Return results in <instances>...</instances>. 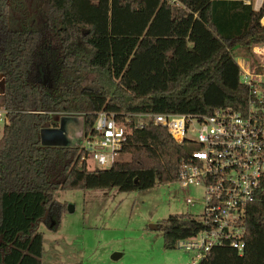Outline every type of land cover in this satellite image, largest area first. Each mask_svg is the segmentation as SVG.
<instances>
[{
  "label": "trees",
  "instance_id": "trees-1",
  "mask_svg": "<svg viewBox=\"0 0 264 264\" xmlns=\"http://www.w3.org/2000/svg\"><path fill=\"white\" fill-rule=\"evenodd\" d=\"M243 0H0V264H42L41 221L65 205L57 190L147 189L177 181L195 146L151 123L134 127L110 168H86L82 146L41 140L57 115L82 113L84 137L96 113L244 112L248 87L236 58L264 40ZM126 156L121 158V156ZM242 254L216 246L198 264H264V211L249 205ZM165 248L201 229L190 215L158 222Z\"/></svg>",
  "mask_w": 264,
  "mask_h": 264
},
{
  "label": "built area",
  "instance_id": "built-area-1",
  "mask_svg": "<svg viewBox=\"0 0 264 264\" xmlns=\"http://www.w3.org/2000/svg\"><path fill=\"white\" fill-rule=\"evenodd\" d=\"M260 11L264 25V0H243ZM240 80L248 87L244 112L218 107L211 113L134 112L96 113L93 134L85 136L80 163L89 170L110 168L127 141L129 123L163 127L178 144L195 146L181 160V187L202 188V209L190 215L201 223L194 235L180 238L175 246L194 253L198 264L216 246H229L242 254L246 246L249 205L264 211V40L251 44L248 54L236 58ZM0 120L7 122L0 106ZM191 206L192 197L186 198Z\"/></svg>",
  "mask_w": 264,
  "mask_h": 264
},
{
  "label": "rangeland",
  "instance_id": "rangeland-1",
  "mask_svg": "<svg viewBox=\"0 0 264 264\" xmlns=\"http://www.w3.org/2000/svg\"><path fill=\"white\" fill-rule=\"evenodd\" d=\"M1 79V77H0ZM2 84L0 82V91ZM56 126H46L41 140L50 145L82 146L83 115H57ZM4 121L0 120V137ZM59 133L44 136V131ZM126 156H121L124 158ZM195 199L190 205L186 198ZM54 199L65 205L54 219L40 222L42 264H191L194 253L163 245L160 229L149 227L169 215H197L202 209V188L181 187L178 181L147 189L120 191L116 187L57 190Z\"/></svg>",
  "mask_w": 264,
  "mask_h": 264
},
{
  "label": "water",
  "instance_id": "water-1",
  "mask_svg": "<svg viewBox=\"0 0 264 264\" xmlns=\"http://www.w3.org/2000/svg\"><path fill=\"white\" fill-rule=\"evenodd\" d=\"M56 133H59V130L57 129H50L49 131H44V136L47 137V135H54ZM150 228L152 229H158V224L157 223H152L149 225Z\"/></svg>",
  "mask_w": 264,
  "mask_h": 264
}]
</instances>
